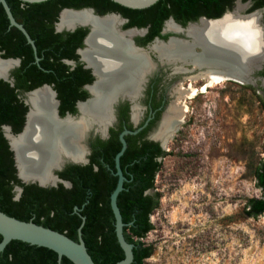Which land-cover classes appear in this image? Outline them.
Here are the masks:
<instances>
[{"label": "trees", "instance_id": "obj_1", "mask_svg": "<svg viewBox=\"0 0 264 264\" xmlns=\"http://www.w3.org/2000/svg\"><path fill=\"white\" fill-rule=\"evenodd\" d=\"M236 0H160L144 10H133L111 0H50L29 4L20 0H7L16 20L21 23L35 41L40 65L35 63L33 48L26 37L10 21L0 3V50L4 58L22 59V66L14 72L15 86L0 80V211L26 222L55 230L75 241H79L78 229L82 224L80 214L86 218L82 229L83 239L89 254L96 264H116L125 255L115 231V217L110 197L115 190L118 177L115 156L104 163L76 167V173L68 178L73 186L65 189H46L37 185L26 186L17 178L13 154L4 137L2 126H11L14 133L22 131L28 107L19 98V92L32 91L44 84H54L60 99L65 101L88 78L89 71L78 66L75 70L64 63L65 59L78 60L76 49L83 45L87 30L75 33H56L55 24L64 8L80 9L92 7L100 14L118 12L129 19L127 27L157 28V35L164 22L173 17L178 23L187 25L201 17L220 18L231 11ZM251 1L250 12L264 8V0ZM83 32V34H81ZM167 39V36H162ZM264 77V70L260 73ZM122 148L120 145L117 155ZM147 152V151H146ZM126 162L128 151L121 158V167L127 178L125 190L119 195L118 206L123 221L126 240L135 245L134 263L144 264L153 255V248L143 243L152 230L151 216L159 208L158 195L147 194L155 188L156 174L161 163L154 162L151 149ZM166 152H164V156ZM134 158V157H133ZM133 175V177L131 176ZM255 177L263 191L260 198H251L246 206V216H264V160L255 169ZM20 186L23 193L15 199L14 188ZM78 208V211L75 208ZM0 235V242L2 241ZM0 264H59L58 255L46 248L32 246L21 241H12L0 254ZM62 264H73L63 258Z\"/></svg>", "mask_w": 264, "mask_h": 264}, {"label": "rangeland", "instance_id": "obj_2", "mask_svg": "<svg viewBox=\"0 0 264 264\" xmlns=\"http://www.w3.org/2000/svg\"><path fill=\"white\" fill-rule=\"evenodd\" d=\"M189 78L184 86L198 93L181 101L186 124L149 192L159 208L142 239L153 248L144 264H264V216H246L248 200L263 195L255 169L264 160V78L207 88Z\"/></svg>", "mask_w": 264, "mask_h": 264}, {"label": "water", "instance_id": "obj_3", "mask_svg": "<svg viewBox=\"0 0 264 264\" xmlns=\"http://www.w3.org/2000/svg\"><path fill=\"white\" fill-rule=\"evenodd\" d=\"M20 1L29 4H38L50 0H20ZM111 1L128 9L144 10L154 6L160 0H111ZM241 1L242 0H236L235 4H237L238 6L239 3L241 4ZM0 3L2 4L7 14V17L10 21V27H14L18 29L26 37L28 44H30L31 47L33 48L36 57V62L39 63L40 57L38 56V49L35 41L32 39L31 35L28 33L26 28L16 20L7 0H0ZM245 3H246L245 5H242L245 7V9L241 13L242 16L249 17L254 14L261 15L259 20L257 21V27L260 29V36L262 38V41L264 42V26L262 23L263 13L261 11L264 10V8L250 12L252 8V2L247 1ZM248 8H249V13H245L244 11L248 10ZM233 9L231 11L226 12L220 18L211 19L207 17H201L197 21L189 22L185 26L182 25L181 23H178L173 17H171L165 22L166 25L168 22H172L181 31L178 32L167 31L165 29L162 34L164 36L169 35V37L167 39L156 38L146 48L138 47L135 44V37L137 35L127 37L128 40L130 41V45L134 50L138 52L146 53L145 56L149 61V65L151 66L150 71L139 74V77L144 79L147 76H149L152 73V67H156V68L164 67L165 69L171 70L173 74L182 73V74L191 75L192 77L197 76L199 74H207V73L220 74L222 78L225 79V81H232L243 85L255 86V84L261 78H263L261 77L260 73L264 70V49H256L255 51H252V49H254L253 43H249V46H247L234 39H227L224 33H222L223 30L222 29L219 30L218 28V24L223 19H225L228 15L234 14L236 8ZM83 11L90 12L91 15L97 18L98 20H102L110 16L119 17L120 19H122L123 23L120 26H118L117 32L121 34L132 31L139 32L138 27H127L129 23L128 20L123 18L119 14L108 13L105 15H99L96 14L95 10L92 8H85L80 10L68 9V8L63 9L59 15V22L56 24L57 31L74 32L79 28H89L90 34L86 41L87 49H88V40L94 34V28L91 24L76 23L72 27L63 28V29L59 28L61 15L64 12L78 13ZM193 27H194L193 31L190 32L189 31L190 28ZM145 32L146 31L143 30V34H145ZM199 33L201 34L199 35ZM159 43L164 45L168 44L169 46L170 44L172 45L183 44L184 46L189 47V55L186 57H183V55H179V54L176 55L174 53L161 55L159 52L154 50L155 44H159ZM83 60L87 63L88 68L93 69V72L97 77V83H98L100 77L98 76V74H96L94 66H92L90 61L85 57H83ZM9 61L15 62L16 65L9 68L5 73L0 75V80H4L13 86L14 82L11 76L12 70L15 67L20 66L21 61L19 59L4 60L1 57V52H0V62H9ZM43 88H51V87L45 85L42 88L36 89L34 91L25 94L24 100L29 110L26 115V122L23 131L21 133L16 134L13 132L12 127L8 125L2 126V131L5 139L8 142L9 149L13 154L14 164L17 171V178L21 181V183L26 186L37 185L41 188H51V187H57L60 183L63 182L62 179L59 178L57 173L60 172L67 163L73 162L75 164H86L88 160L84 159L82 161H75V160H70L67 157L63 158V160L58 166L52 167L50 170V173L54 178L53 183H43L35 176H25L21 173L18 165L16 150L12 143L11 137L18 138L23 134H25L30 117L33 114L34 116L36 115L35 107L31 101L30 96ZM121 98H123V95L120 93L116 98H114V101L111 102V113H113L114 105ZM56 101H57V105L53 108V116L57 122L61 123L67 119L62 118L59 115L60 102L58 100ZM83 117L84 115L81 111L80 118L82 119ZM110 125L111 123L108 124L102 131L107 132L109 130ZM95 126L97 127V129H100V126L98 124L93 123L92 126L86 130L81 141L87 137V132L91 130V128H95ZM129 133L131 132L125 131L121 135L122 149L115 158V166H116L115 175L118 177V183L110 197L111 208L115 217L116 236L120 244V247L122 248L125 255L124 259L117 262L116 264H133L135 258L134 256L135 245L129 243L126 240L124 229L127 226V224L124 223L122 213L118 206L119 195L125 190L124 184L125 182L128 181L121 167V158L127 149V142L125 140V135ZM164 149L166 150L165 146ZM68 187H71L69 183H68ZM15 192L17 193L16 198L18 199L23 192V188L20 186H16ZM75 210L78 211V208L76 207ZM80 217L82 218V224L78 229L79 241H75L70 237L66 236L65 234L38 225L32 221L26 222L19 220L0 211V235L3 238L2 241L0 242V254L5 251L7 246L12 241H21L30 244L32 246L46 248L55 252L58 255L59 264H62L63 258H67L73 264H96L93 258L91 257V255L89 254L88 249L86 247V243L83 239L82 229L85 225L86 218L81 214Z\"/></svg>", "mask_w": 264, "mask_h": 264}, {"label": "bare ground", "instance_id": "obj_4", "mask_svg": "<svg viewBox=\"0 0 264 264\" xmlns=\"http://www.w3.org/2000/svg\"><path fill=\"white\" fill-rule=\"evenodd\" d=\"M242 11L243 8L240 5L234 14L228 15L218 24L219 30H223L222 33L227 39H234L247 46L249 43H253L252 51L264 49L260 29L257 27V21L261 15L254 14L245 17L241 15ZM76 23L91 24L94 28V34L88 40V49L83 54L100 77L99 82L91 89L96 95L95 98L89 104L81 106L84 117L80 122L65 120L60 123L53 116V108L57 105L55 92L51 88H43L30 96L36 115L33 114L30 117L25 134L18 138L11 137L21 173L25 176H35L43 183L54 182L50 170L52 167L58 166L63 158L67 157L75 161L83 160L85 149L81 145V139L86 130L93 123L98 124L101 130L111 123V102L117 97L114 95L117 92L118 84L124 82V78L128 80L131 77L130 69L135 66L147 67L146 53L134 50L127 38L136 33L133 31L122 34L117 32L118 26L123 23L119 17L110 16L98 20L88 11L64 12L61 15L59 28L72 27ZM167 24L168 31H181L174 23L168 22ZM193 29L194 27L189 31L192 32ZM154 50L161 55L172 53L183 55V57L189 55V47L183 44H170L169 46L159 43L155 44ZM14 65H16L15 62H0V75ZM198 79L207 82L206 88L226 82L220 74L212 73L195 76V80ZM120 91L135 94L132 86L121 88ZM197 93L198 90L194 88L186 89L184 92L189 98L195 97ZM186 111L185 107L175 109V116H179L178 123L180 125L183 123ZM171 123L172 119L166 124L167 137L163 139L165 147H167L169 139L179 129L178 123L169 129Z\"/></svg>", "mask_w": 264, "mask_h": 264}, {"label": "flooded vegetation", "instance_id": "obj_5", "mask_svg": "<svg viewBox=\"0 0 264 264\" xmlns=\"http://www.w3.org/2000/svg\"><path fill=\"white\" fill-rule=\"evenodd\" d=\"M85 8H92V7H83L80 9H85ZM68 9H74V8H68ZM92 9L95 10L96 14L103 15L97 12L95 8ZM108 13L119 14L123 18L127 19L129 22L128 18L124 17L122 14L118 12H108ZM58 22H59V18L56 24ZM56 24H55L56 33H75L80 29L87 30V34L83 38V45L81 47H78L75 52L76 55L78 56V60L65 59L64 63L68 65L71 68V70H75L78 66H81L83 70L89 71L88 78L91 79L81 84L78 88L77 93L69 95L68 99H66L65 101L60 99L59 93L56 91L54 84H44L38 88H35L34 90L42 88L45 85L50 86L51 89L56 93V99L60 102L59 115L64 119L70 120L71 122L78 123L81 120L80 118L81 106L85 104H89V102H91L96 96L91 91V89L97 84V77L95 76L93 69L88 68L87 63L83 60V57L85 56L83 53H85L84 51H86L87 49L86 41L87 38L89 37L90 29L79 28L74 32H67V31L58 32ZM167 25L164 22L159 35L156 34L158 31L157 28L138 27L139 32L133 31L136 33L135 35H137L135 37V44L138 47L146 48L156 38L164 39L160 35L164 36L162 33L165 29L167 30ZM143 30L146 31L145 34H143ZM81 34H83V32H81ZM165 36H167V38L169 37V35H165ZM0 52H1V57L4 60L19 59L21 61L20 66L15 67L12 70V74H11L14 82L13 86H15L14 72L22 66V59L14 58V57L4 58L5 52L2 50H0ZM35 63L40 65V62L39 63L36 62V57H35ZM146 65L147 67L145 68L143 65H137L134 68L130 69L131 77H129L128 80L124 78L123 79L124 82H120L118 84L116 90L117 92L114 96H118L121 93L123 95V98H121L114 105L113 113H110L112 117L111 118L112 121L109 130L105 132L102 131L101 129H97V127L95 126V128H91V130L87 132V137L81 141L82 143L81 145L85 149L83 160L86 159L88 160V162L86 164H75L73 162L67 163L63 167V169L57 173L59 178H61L63 182L60 183L57 187H51L46 189H58L60 186H63L65 189L71 188L73 186V183L68 177L71 174L76 173L75 170L76 167L84 168L93 165L94 170H96L98 168V162H102L105 164V166H107L108 159H112V157L114 158V156L116 158L117 155L114 154H116L115 152L117 148L120 145H122L121 135L125 131L131 132L125 135V140L127 142L126 151H128L126 162H133L135 160L136 155H139L141 153L148 154L149 153L148 149H151L150 154L153 155L154 162L161 163V160L164 159L165 157L163 139L167 137L166 124L170 121V119H172V123L169 126L170 129L173 126H175L178 123V121H180L179 116L177 115L175 116V109H181V107H185L187 109L186 106L181 104V101L183 100L184 97L189 98L184 94L185 90L193 88L191 84L188 86V88H186L184 86L183 80L185 79V77H191L189 79L194 80L195 76L192 77L191 75L182 74V73L173 74L171 70L165 69L164 67H157V68L152 67V73L143 79L139 77V74L143 72H148L151 69V67L148 64V61ZM148 67L149 69L147 70ZM130 86H132V88L135 91L134 95L127 91H120L121 88H128ZM29 92L31 91L19 92V98L23 101L24 104H25V100H24L25 94ZM187 112L188 110L186 111V113ZM185 115L183 116V123L181 125L178 123L179 129L173 134V137H171L169 141L174 138L175 134L176 135L180 134L179 131L181 127L184 124H186ZM25 122H26V118H25ZM107 169H111V168L107 166ZM113 175H115V172L113 173ZM131 176L133 177L132 174ZM68 183L71 185V187H68ZM13 191L15 194V199L16 200L20 199L21 196L18 199L16 198L17 193L15 192V188ZM149 192L150 191H148L147 194H149Z\"/></svg>", "mask_w": 264, "mask_h": 264}]
</instances>
